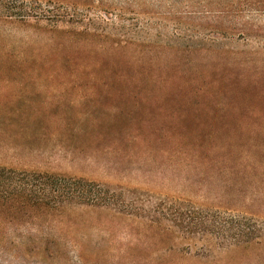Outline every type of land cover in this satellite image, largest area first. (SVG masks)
<instances>
[{
    "label": "rangeland",
    "instance_id": "1",
    "mask_svg": "<svg viewBox=\"0 0 264 264\" xmlns=\"http://www.w3.org/2000/svg\"><path fill=\"white\" fill-rule=\"evenodd\" d=\"M22 1L36 19L0 9V167L111 205L24 212L0 264H264V0ZM191 206L250 232L169 226Z\"/></svg>",
    "mask_w": 264,
    "mask_h": 264
},
{
    "label": "trees",
    "instance_id": "2",
    "mask_svg": "<svg viewBox=\"0 0 264 264\" xmlns=\"http://www.w3.org/2000/svg\"><path fill=\"white\" fill-rule=\"evenodd\" d=\"M25 8L26 3L22 0H0V9L4 12L5 17L18 19L20 22L28 18L36 19L27 13ZM74 15L75 13L69 11H59L55 16L56 23L75 22ZM108 194L109 192L100 185L76 179H65L54 174L28 173L0 167V239L7 235L5 226L13 224V221L23 220L25 217H22L21 214L24 212L27 213L28 219L29 214L31 215L33 212L38 214L51 210L60 211L64 205L72 203L109 207L111 203L106 201ZM179 203V207L184 205ZM191 207L192 210H187L184 207L171 210V215L166 219L169 226L186 235L196 233L213 236L215 231L212 227L215 224L222 229L228 228L229 231H235L234 239L243 238L250 232L248 225L243 220L234 219L231 222L227 220L217 224L218 222L215 223L214 218L195 216L193 211L201 212L203 210ZM205 225H209V228L212 229H207L204 227ZM252 241L253 239L249 238L244 242L251 243Z\"/></svg>",
    "mask_w": 264,
    "mask_h": 264
}]
</instances>
